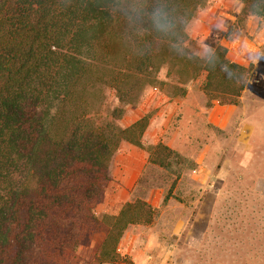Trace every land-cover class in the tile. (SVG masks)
Returning <instances> with one entry per match:
<instances>
[{
    "label": "trees",
    "instance_id": "1",
    "mask_svg": "<svg viewBox=\"0 0 264 264\" xmlns=\"http://www.w3.org/2000/svg\"><path fill=\"white\" fill-rule=\"evenodd\" d=\"M208 1L0 0V264H71L89 244L98 264H130L119 240L129 224L150 221L133 217L150 206L126 202L101 218L95 208L113 156L124 142L139 145L145 124L123 128L115 122L123 108L94 110L105 88L132 103L163 79L201 75L207 96L236 105L249 69L221 45L204 58L188 46L187 27ZM239 1L241 19L264 23V0ZM157 7L167 31L153 27ZM155 151L161 158L170 150Z\"/></svg>",
    "mask_w": 264,
    "mask_h": 264
},
{
    "label": "rangeland",
    "instance_id": "2",
    "mask_svg": "<svg viewBox=\"0 0 264 264\" xmlns=\"http://www.w3.org/2000/svg\"><path fill=\"white\" fill-rule=\"evenodd\" d=\"M217 1L209 0L204 8ZM217 37L216 33L208 40L189 37V49L201 58L209 56L219 45ZM163 80V86L147 87L132 103L121 104L113 91L104 89L94 114L106 116L115 108H123L124 115L116 123L125 128L144 121L145 126L136 138L139 145L124 142L113 156L96 216L109 215L104 206L123 179V158L135 151L142 166L128 202L137 200L151 208L147 216L140 213L146 208L135 210L133 217L150 219L135 224H207L203 237L197 231L189 244L178 243L179 251L171 264H264V112L258 110L264 106V86L252 88L253 96L244 99L249 128L237 123L235 131H225L209 123L205 127L199 117L193 125L181 120L193 114L186 113V108L199 113L215 102L202 89L204 75L183 83L179 79ZM182 90L184 95L180 96ZM175 104L184 105L178 110L173 108ZM169 108L175 109L169 127L156 139L150 133L165 122V115L159 113ZM185 135L188 141H184ZM169 142L175 148L169 147ZM159 145L170 150L161 158L155 151ZM154 160H163L164 165ZM99 260L98 249L89 244L78 246L70 263L98 264Z\"/></svg>",
    "mask_w": 264,
    "mask_h": 264
},
{
    "label": "crops",
    "instance_id": "3",
    "mask_svg": "<svg viewBox=\"0 0 264 264\" xmlns=\"http://www.w3.org/2000/svg\"><path fill=\"white\" fill-rule=\"evenodd\" d=\"M241 9L242 4L239 0H218L215 4L199 11L189 26L188 36L193 40H208L215 33L218 34L217 42L226 49V58L249 69V72L236 105L214 102L211 108L201 110L199 113L194 109L186 108V113H193L191 117L187 115L181 117L187 125L188 123L195 124L199 117V122L203 121L205 127L209 123L220 130L227 131L231 128L235 131V125L238 123L239 126L249 128L244 99L247 95L253 96L252 88L258 85L264 86V60L259 64L251 63V57L264 54V23L254 15L241 19ZM230 28L232 31H229ZM183 105L175 104L173 108L179 110ZM258 110L259 113H263L264 106H259ZM174 111L175 109L171 108L163 109L159 115H165V122L155 126L150 135L156 139L163 136L169 127L167 123ZM184 141H188L187 135ZM168 146L175 148L170 142ZM122 164L123 179L115 193L109 198V204L104 206L105 214L117 215L123 205L130 200L138 171L142 166L137 160L135 151L123 158ZM206 230L207 224H129L119 240L117 252L130 264H171L179 251L178 243L189 244V239L197 237V231H199L198 236L203 237Z\"/></svg>",
    "mask_w": 264,
    "mask_h": 264
},
{
    "label": "clouds",
    "instance_id": "4",
    "mask_svg": "<svg viewBox=\"0 0 264 264\" xmlns=\"http://www.w3.org/2000/svg\"><path fill=\"white\" fill-rule=\"evenodd\" d=\"M150 18L152 20L153 27L157 31L164 32L168 30L169 22L167 19V14L161 8H155L150 14ZM262 60H264V54H256L251 57V63L253 64H259Z\"/></svg>",
    "mask_w": 264,
    "mask_h": 264
}]
</instances>
